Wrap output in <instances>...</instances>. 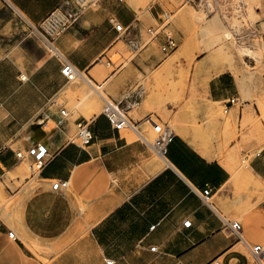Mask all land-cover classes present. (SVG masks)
<instances>
[{
  "label": "crops",
  "instance_id": "crops-1",
  "mask_svg": "<svg viewBox=\"0 0 264 264\" xmlns=\"http://www.w3.org/2000/svg\"><path fill=\"white\" fill-rule=\"evenodd\" d=\"M154 19L152 9L140 15L129 0H0V175L17 163L18 151L40 140L49 151L39 173L43 184L69 181L64 190L51 189L33 201L35 233H48L55 240L51 248L63 251L48 256L49 264H210L216 259L259 264L249 245L264 247V186L251 198L234 197L232 171L215 149L205 150L177 133L163 164L135 132L111 125L99 91L102 109L96 101L72 118L67 96L86 83L101 88L128 114L139 115L130 116L143 129L151 116L147 77L159 63L143 44L144 31L157 26ZM116 23L126 29L117 31ZM32 25L51 37L58 53ZM120 40L134 51L130 65L111 59L105 64L103 57ZM154 41L163 43L164 33ZM65 58L80 70L82 83L62 74ZM207 95L233 108L241 96L234 74L213 77ZM78 120L87 121L93 132L87 145L78 143ZM49 124L54 126L48 132ZM246 159L264 182V147ZM207 187L219 205L204 201ZM246 201L254 204L240 219L222 214L221 208L234 213V203ZM223 218L240 220L242 236L225 229ZM187 219L190 227L184 226ZM8 232L0 218V264H25L30 257Z\"/></svg>",
  "mask_w": 264,
  "mask_h": 264
},
{
  "label": "rangeland",
  "instance_id": "rangeland-1",
  "mask_svg": "<svg viewBox=\"0 0 264 264\" xmlns=\"http://www.w3.org/2000/svg\"><path fill=\"white\" fill-rule=\"evenodd\" d=\"M129 1L134 4V0ZM206 1H210L212 8L214 7L213 10L216 8V11L209 9ZM135 6L140 15L152 9L158 16V19H154V25L165 26L164 30L172 33L178 40L175 49L164 52L161 48L162 43L158 44L144 31L143 44H147L146 49L159 59V63L148 74L146 84L148 87L146 105L152 118L169 125L175 133L184 135L198 146L212 147L222 164L225 165L233 159L238 161L242 168H247L249 164L247 155L252 158L264 147V52L263 55H259L256 50L254 51L256 46L264 47V0H260L258 14L249 22L247 20L244 22L245 8L240 5L239 0H151ZM189 8L203 10L208 15L221 16L223 21L226 20V25L229 23V28L232 27L231 30L234 29L242 35L241 43L249 42L248 47L253 52H248L249 54H244L242 57H235L236 59L232 60V66L222 70L221 61L224 57L217 52V47L204 52L199 50L201 45L211 42L212 38L202 33L199 23L195 25L196 20L184 14ZM183 9H185L184 12ZM165 12H168L170 16L162 23L161 17ZM227 42L232 45L230 39H227ZM232 50L235 49L232 47ZM133 55L132 47L120 40L106 53L107 57H103V61L107 64L108 59H111L115 65H130ZM169 60L175 61L174 67L162 71V67ZM200 64L204 65L201 67ZM224 72L234 74L241 92L236 105L229 110L221 102L209 101L206 93L208 81ZM82 82V79L78 78L73 84ZM96 88L102 92L99 87ZM90 93L96 96L102 109L104 105L102 97L98 96L97 92L95 94L90 85L83 83L82 88L72 96H67L70 98L68 108L73 113L72 118H75L79 111L90 107L87 101L83 102V98ZM102 94L109 98L104 91ZM246 100L250 101L251 106L245 105ZM254 103L256 109L253 106ZM242 105H244L243 110ZM250 108L252 111H248ZM248 112L252 113L250 123L245 122ZM129 115L134 118L140 117L134 113ZM53 126L49 124L46 131L49 132ZM143 130L150 138L155 135L148 122L143 126ZM22 150L27 153V149L22 148ZM155 157L164 164L159 156L155 155ZM16 162L12 168H4L1 171L0 218L6 224L8 231L13 230L16 233L18 242L30 257L25 260V264L35 263L34 258L49 264L48 256H57L63 251L51 248V242L55 240L51 241L48 233H35L33 201L36 198L39 199L40 195L46 196L52 192L51 185H44L39 173L33 169V157L27 156L23 162L22 160ZM20 164L26 166L28 173L25 176L17 173ZM239 164L232 173L234 197L248 195L251 198L253 195H258L262 185L249 186L243 175L239 174ZM211 201L219 205L215 199ZM41 204L46 205L47 201ZM253 204L252 201L234 203V213L227 208H221L222 214L229 218L240 219V215ZM7 237L10 241H15L9 235Z\"/></svg>",
  "mask_w": 264,
  "mask_h": 264
},
{
  "label": "built area",
  "instance_id": "built-area-1",
  "mask_svg": "<svg viewBox=\"0 0 264 264\" xmlns=\"http://www.w3.org/2000/svg\"><path fill=\"white\" fill-rule=\"evenodd\" d=\"M7 1V0H5ZM193 1V0H191ZM195 1V0H194ZM91 3H96V0H90ZM206 5L209 9H212V11H216V8L213 10L212 4L208 1L206 2ZM169 13L165 12L164 16L162 18V23L166 21L169 18ZM165 27V26H164ZM164 27H159L158 25L155 27H149L148 28V34L151 36L152 39H156L162 32L164 33L165 41L162 43V50L164 52H169L172 49H175L178 45V40L176 36H174L172 33L166 32L164 30ZM33 29H36L40 35L43 37V39L47 42L48 46L51 50H53L55 53H58L57 49L53 45V41L51 37L45 33L44 31L34 27L32 25ZM115 28L117 31H124L126 28L121 23H116ZM235 33H238L237 31H234ZM238 38L241 40L242 35L240 33L237 34ZM62 74L67 78L68 81L75 82L78 78L82 77V73L80 72L77 67L74 66V64L69 61L68 59H64V65L61 70ZM105 99V105L103 107V113L108 117L111 125L117 129H130L133 132H135L138 136V138L148 147L151 148V150L160 158L166 159L167 153H168V147L171 141L173 140L175 136L174 130L169 126L165 125L163 122H157L152 116H148L144 119V121L148 122L152 126V130L154 131L155 135L150 138L147 133L140 128V124L138 121L134 120L126 111L121 109L116 103L111 101L110 99ZM236 98H231L229 100L230 103H235ZM228 109V108H226ZM63 114H67L66 109H62ZM77 126V138L78 143L80 145H87L89 144L93 139V132L90 129L89 123L87 121L78 120L76 122ZM27 154L28 156L33 157V163L32 167L33 169L40 173V171L44 168L46 163L48 162L49 157V151L48 146L41 141L35 142L34 144L30 145L27 148ZM19 160H22L26 153L23 151H18L16 153ZM1 178V175H0ZM69 181L63 180V179H55L51 182V189L54 191H61L64 190L66 187H68ZM212 191L210 188H205L203 190V199L204 201L212 206L211 196ZM223 225L224 228L227 229L230 233L240 237L241 231H242V224L240 220H230L227 218H223ZM192 224L191 219H187L184 221L185 227H190ZM154 227V226H152ZM8 235L10 238L17 240L18 236L13 230H10L8 232ZM251 252L253 253L256 261L259 264H264L263 261V254H264V247L260 244L257 245H249ZM156 246L151 247L152 250H156ZM210 264H222L219 260H213Z\"/></svg>",
  "mask_w": 264,
  "mask_h": 264
},
{
  "label": "bare ground",
  "instance_id": "bare-ground-1",
  "mask_svg": "<svg viewBox=\"0 0 264 264\" xmlns=\"http://www.w3.org/2000/svg\"><path fill=\"white\" fill-rule=\"evenodd\" d=\"M151 0H134V4L135 5H139V4H145L150 2ZM230 1V0H229ZM237 1V0H236ZM207 2V1H206ZM240 5L244 6L245 8V12H244V22L247 20L249 22V20H252L256 17V15L258 14V8L260 7V0H239ZM177 3V2H176ZM210 3V1H209ZM231 5V4H230ZM262 5V4H261ZM234 8V7H233ZM185 9H183L184 12ZM183 14V13H182ZM184 14H187L189 17H191L193 20L197 21V24L195 25H200L201 31L203 34L206 35H210L212 40L209 43H205L203 45H201L199 48V50L201 52H204L208 49H211L213 47H217V52H219V54L222 55V57H224V60L222 59L221 61V67L222 70H225L226 68H229L232 66V60L235 57H242L244 54H247L248 52H253V50L248 47V43L244 44L241 43L240 39L238 38L237 34L234 32V29H232V27L229 28V23L226 25V20L223 21L222 17L219 16L218 14H213V15H208L205 13V11L203 10H198L196 8L187 10L184 12ZM240 17V16H239ZM236 19V18H235ZM239 20V19H238ZM230 21V20H229ZM234 22V21H232ZM231 25V24H230ZM237 25V24H236ZM241 25V24H240ZM239 25V26H240ZM247 25V24H246ZM243 27V25H241ZM237 29V27L235 28ZM241 30V29H240ZM238 32V31H237ZM205 38V37H204ZM227 39H230L232 41V45H230L227 42ZM261 39V38H260ZM262 40V39H261ZM200 41V40H199ZM240 41V42H239ZM257 42V41H256ZM199 43V42H198ZM251 45V44H250ZM199 46V44L197 45ZM231 46V47H230ZM253 46V45H252ZM232 47L235 50H232ZM256 49H254V51L256 50V53L259 55H263L264 52V47L262 45L256 46ZM215 52V51H214ZM249 54V53H248ZM253 54V53H252ZM220 55V56H221ZM236 59V58H235ZM178 61V60H177ZM210 62V61H209ZM235 63V62H234ZM245 63V62H244ZM175 64L174 60H169L165 63V65L162 67V71L170 68V67H174L173 65ZM177 64V63H176ZM204 64H200V66L202 67ZM247 69V68H246ZM221 70V68H220ZM230 70V69H228ZM231 71V70H230ZM248 76V75H247ZM88 80V79H87ZM241 84V83H240ZM99 86V85H98ZM82 87V86H81ZM208 87H209V81L207 83V90L206 93L208 94ZM245 88V87H244ZM80 89V88H79ZM92 89L95 92H98L99 90L95 87V85H93ZM100 90L103 92V90L100 88ZM154 90V89H153ZM82 91V89L80 90ZM90 91V90H89ZM245 91V90H243ZM93 92V91H92ZM100 92V91H99ZM101 95L103 96L104 94ZM88 93V92H87ZM96 94V93H95ZM99 94V93H97ZM100 95V94H99ZM98 95V96H99ZM100 95V96H101ZM209 99V98H208ZM82 101V99H81ZM87 101V103L91 106H95L96 101L99 102V100H97L96 96L93 93H90L87 97L83 98V102ZM209 101H212L211 99H209ZM248 111H252V108H250ZM246 123H250L252 122V113H247L246 115ZM184 130V129H183ZM189 135V134H188ZM192 136V135H190ZM189 136V137H190ZM42 138V137H41ZM195 140V139H194ZM40 141V140H39ZM200 144V143H199ZM197 145V144H196ZM202 145V144H201ZM201 148L206 150V147L200 146ZM204 153V152H203ZM28 156V154L26 153L25 157L22 159V162L26 159V157ZM222 157V156H221ZM163 160V159H162ZM230 161V162H229ZM228 162H226V166L232 171V173L235 172V169L237 168V165L239 164L238 161H233V159H230ZM240 166V164H239ZM32 168V167H31ZM9 172L11 170H8ZM17 173L25 176L28 171L26 169L25 165L20 164L19 165V169L17 171ZM10 174V173H9ZM239 174L243 175L244 180L247 181V183L249 184V186L253 187L255 184H259L262 185V187L264 186V182L261 180V178L256 174V172H254L252 170V168L250 167V165H247V168H242L240 166V170H239ZM28 176V175H27ZM14 177V176H12ZM256 187V186H255ZM254 187V188H255ZM257 188V187H256ZM261 189V187H260Z\"/></svg>",
  "mask_w": 264,
  "mask_h": 264
}]
</instances>
